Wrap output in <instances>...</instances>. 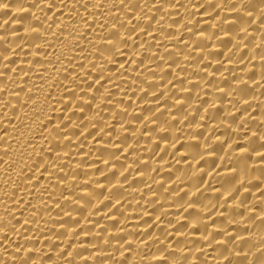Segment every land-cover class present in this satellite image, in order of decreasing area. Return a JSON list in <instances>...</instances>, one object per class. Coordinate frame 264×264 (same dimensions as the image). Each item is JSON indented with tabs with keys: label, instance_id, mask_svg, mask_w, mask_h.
<instances>
[{
	"label": "bare ground",
	"instance_id": "6f19581e",
	"mask_svg": "<svg viewBox=\"0 0 264 264\" xmlns=\"http://www.w3.org/2000/svg\"><path fill=\"white\" fill-rule=\"evenodd\" d=\"M0 264H264V0H0Z\"/></svg>",
	"mask_w": 264,
	"mask_h": 264
}]
</instances>
